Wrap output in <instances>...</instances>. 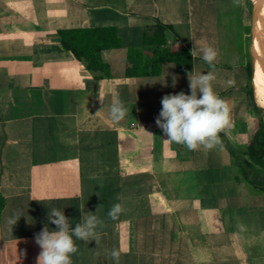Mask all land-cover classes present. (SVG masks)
<instances>
[{
  "label": "crops",
  "instance_id": "1",
  "mask_svg": "<svg viewBox=\"0 0 264 264\" xmlns=\"http://www.w3.org/2000/svg\"><path fill=\"white\" fill-rule=\"evenodd\" d=\"M244 5L0 0V264H21L46 224L57 230L47 219L51 208L63 210L73 228L87 212L105 221L99 246L75 241L73 264H114L113 248L120 264H264V187L245 179L222 141L211 151H189L169 143L155 123L164 95L191 94L188 74L164 63L158 76H125L127 50L148 56L143 30L156 23L167 27V45L217 49L213 86L234 125L225 139L244 156L252 130L243 126L255 112ZM254 14L253 0L252 22ZM105 27L121 41L100 52L106 71L88 70L57 33ZM212 70L193 57L191 74ZM117 98L127 114L114 123L109 108ZM116 203L126 211L114 221L107 213ZM14 214L21 217L11 230Z\"/></svg>",
  "mask_w": 264,
  "mask_h": 264
},
{
  "label": "clouds",
  "instance_id": "2",
  "mask_svg": "<svg viewBox=\"0 0 264 264\" xmlns=\"http://www.w3.org/2000/svg\"><path fill=\"white\" fill-rule=\"evenodd\" d=\"M200 58L212 71L206 74H188L191 94L181 91L164 95L161 100V111L155 118L156 125L162 129L169 143L183 145L189 151H211L221 145V134L226 133L234 125L228 102L221 98L214 89V74L218 50L212 46L196 47L191 51L193 57ZM176 78H173L175 87ZM231 85L233 81H228ZM127 114L123 101L113 100L109 108L112 122L118 123ZM119 199V196H117ZM126 210L120 203L113 204L107 213L111 220H117ZM97 212V211H96ZM21 216L14 214L8 220L12 230ZM49 223L57 230H50L47 224L35 234V243L41 251L36 257V264H73L72 257L79 251L76 240L85 244L95 241L99 246L105 221L95 213L87 212L81 216L79 223L72 227L70 219L63 210L51 208L47 217ZM114 264H120V250L113 248L109 253Z\"/></svg>",
  "mask_w": 264,
  "mask_h": 264
},
{
  "label": "trees",
  "instance_id": "3",
  "mask_svg": "<svg viewBox=\"0 0 264 264\" xmlns=\"http://www.w3.org/2000/svg\"><path fill=\"white\" fill-rule=\"evenodd\" d=\"M259 0H254L257 10ZM248 12L251 13L252 1L245 0ZM165 26L156 23L152 29L143 30L142 49L149 50L145 56L139 49H128L125 59V76L142 77L158 76L164 63H171L176 74H189L193 70V57L183 46L178 44L167 45L165 41ZM61 45L76 59L84 61L90 71H106L107 65L103 63L100 52L105 49H114L121 46L114 27L105 28H68L57 31ZM249 79L251 77V65H248ZM251 94V88L250 92ZM251 108L257 115V123L252 131L245 155H241L221 134V141L225 150L236 160L237 165L244 173L246 180L251 184L264 187V182L248 176L246 171L253 173L264 170V119L259 108L251 99ZM249 181V180H248ZM1 207V198H0Z\"/></svg>",
  "mask_w": 264,
  "mask_h": 264
},
{
  "label": "bare ground",
  "instance_id": "4",
  "mask_svg": "<svg viewBox=\"0 0 264 264\" xmlns=\"http://www.w3.org/2000/svg\"><path fill=\"white\" fill-rule=\"evenodd\" d=\"M262 43H264V0H259L253 17L251 33L252 84L255 103L264 112V55H261V52L264 51L261 50Z\"/></svg>",
  "mask_w": 264,
  "mask_h": 264
},
{
  "label": "rangeland",
  "instance_id": "5",
  "mask_svg": "<svg viewBox=\"0 0 264 264\" xmlns=\"http://www.w3.org/2000/svg\"><path fill=\"white\" fill-rule=\"evenodd\" d=\"M251 1H252V8H251V13L249 14L248 26H247V24L244 23L245 25H243V27H242L243 30H247L248 31L247 44H248V52H249V58L250 59H251L250 44H251V25H252V13H253V0H251ZM244 7H245V10L248 11V9L246 7V4L244 5ZM238 8L236 6V7H233V9H232L233 15L234 16L236 15V20H237V17H238V12H237ZM239 20L240 19L238 18V20H237L238 24H239V22H238ZM239 26H240V24H239ZM240 28H241V26H240ZM261 50L264 51V43H262ZM261 55H264V52H261ZM251 61H252V59H251ZM250 88H251V94H250L251 95V99L255 103L254 94H253L254 91H253V85H252V73H251V77H250ZM259 110H260V114L262 116V119H264V112H262V110L260 108H259ZM256 123H257V115H256L255 112L254 113L251 112V116L247 117L243 127L245 129H246V127H249L253 131V129L255 128ZM240 151L245 154V149H241ZM246 173L248 174L249 177H251V178L255 177L256 180H261L262 182H264V170L258 169L256 171H254L253 173H250L248 171H246ZM40 251H41V249H40L39 246H36V247L32 248L31 251L27 250V249H24V251L21 254V264H35L36 263V257L38 256Z\"/></svg>",
  "mask_w": 264,
  "mask_h": 264
},
{
  "label": "water",
  "instance_id": "6",
  "mask_svg": "<svg viewBox=\"0 0 264 264\" xmlns=\"http://www.w3.org/2000/svg\"><path fill=\"white\" fill-rule=\"evenodd\" d=\"M253 72V65H252V61H251V73Z\"/></svg>",
  "mask_w": 264,
  "mask_h": 264
}]
</instances>
